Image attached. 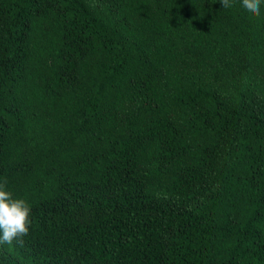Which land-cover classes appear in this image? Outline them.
Listing matches in <instances>:
<instances>
[{
  "label": "trees",
  "instance_id": "16d2710c",
  "mask_svg": "<svg viewBox=\"0 0 264 264\" xmlns=\"http://www.w3.org/2000/svg\"><path fill=\"white\" fill-rule=\"evenodd\" d=\"M0 264H264V0H0Z\"/></svg>",
  "mask_w": 264,
  "mask_h": 264
}]
</instances>
